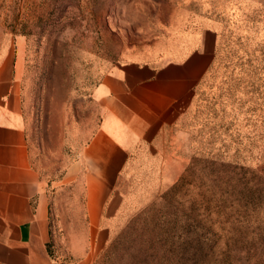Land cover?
I'll use <instances>...</instances> for the list:
<instances>
[{
  "label": "rangeland",
  "instance_id": "374dc122",
  "mask_svg": "<svg viewBox=\"0 0 264 264\" xmlns=\"http://www.w3.org/2000/svg\"><path fill=\"white\" fill-rule=\"evenodd\" d=\"M189 1L0 0L54 264H264V10ZM186 13L222 31L195 105L122 179L109 227L88 228L83 178L68 173L97 125L93 89L122 50L158 54V26Z\"/></svg>",
  "mask_w": 264,
  "mask_h": 264
},
{
  "label": "crops",
  "instance_id": "0c3cea01",
  "mask_svg": "<svg viewBox=\"0 0 264 264\" xmlns=\"http://www.w3.org/2000/svg\"><path fill=\"white\" fill-rule=\"evenodd\" d=\"M240 2L264 10V0ZM190 16L197 17L186 13L158 26L163 40L155 56L122 50L93 89L97 125L68 173L83 178L88 228L109 227L122 179L164 146L195 105L222 31L213 17L200 24L188 21ZM245 16L242 10L239 17ZM0 33V264H54L50 198L31 155L17 75L20 41Z\"/></svg>",
  "mask_w": 264,
  "mask_h": 264
}]
</instances>
